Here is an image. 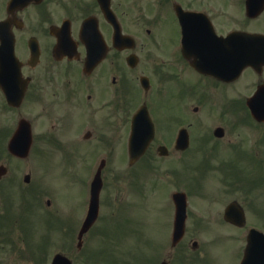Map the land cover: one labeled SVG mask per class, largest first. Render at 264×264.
I'll list each match as a JSON object with an SVG mask.
<instances>
[{"label": "flooded vegetation", "instance_id": "af4514ba", "mask_svg": "<svg viewBox=\"0 0 264 264\" xmlns=\"http://www.w3.org/2000/svg\"><path fill=\"white\" fill-rule=\"evenodd\" d=\"M9 1L4 3L2 0L0 6V20L8 18L7 24H3L0 29V43L12 39L13 54L19 64V75L14 76L11 70H0V74H6L0 77V155L13 159L16 168L12 170L7 161L0 163L6 167V173L0 178V264H9L7 258L10 253L15 252V244L19 243V238L25 242L28 221L33 226L34 219L39 222V233L42 236L40 252L43 261L39 264H52L57 253H65L72 259V252L78 256H73L71 260L72 264H76V259L86 252L88 239L95 226L92 225L81 233L89 211L90 184L99 163L95 164L104 157L107 166L109 157L119 158L125 155L131 122L137 113L144 117L147 112L154 130L152 141L142 158L151 156L152 160L166 159L164 171L167 178L170 176V161L181 160L192 150L193 145L200 155L212 149L231 150L238 146L239 148L234 150L243 151L251 157L255 176L249 183L246 196H242V187L233 183V180H236L234 172L233 179L218 181V190L215 193L217 196L213 200L228 202V205H240L246 224L252 227V223L248 221L257 223L253 226L264 232V65L247 67L238 77L230 78V81L204 75L191 66L192 59L202 58L201 53H198L199 41L196 40L197 34L200 35L198 38H205L207 34L202 24H193V28L188 29L181 46L179 24H163L161 21L145 18L126 22L122 16L125 15L126 5H130L132 0H115V4L114 0H111L110 3L121 34L132 39L124 41V45H127L123 50L113 46L114 30L104 19L96 0H87L82 5L72 4V0H68L74 8L71 14L63 15H57L53 9H46L49 0H42L38 5H16L7 13L6 5ZM195 1L160 0L158 5L173 8L176 3L181 2L185 9H189L193 4L188 5L186 2ZM53 2L58 3L59 0ZM120 10L122 16L119 14ZM84 13L85 17L97 19L91 24L97 25L106 50L102 59L92 64L88 70H85L86 48L78 34L82 22L78 18ZM263 18L264 11L255 19L246 18L245 24L237 22L230 25H212L218 36L237 32L264 35L258 24ZM254 22L256 24H253ZM30 24H34V27ZM169 26L173 36H167V31H164ZM65 27L66 30L62 29ZM190 42L195 44L191 46ZM235 46L237 52L238 44ZM248 47V52L253 49L264 52V43ZM245 49L241 44V50ZM5 91L9 92V96L17 105H10ZM210 92H214L216 97L222 100L218 104L210 103L216 109L213 122L200 116L191 117L201 113L206 105L203 97ZM187 94L191 96L187 97ZM190 98L196 102L190 112L192 115L189 114V108H186ZM223 101L225 104L234 103V111L231 110L230 115L227 114L226 106L221 107ZM174 104L181 108L185 117L169 119L168 115ZM143 108L146 112L141 110ZM212 123L215 124L213 129L210 128ZM141 125L140 132L149 130V124ZM197 127L203 131L204 143L201 147L194 140V130ZM182 129H186L188 137V147L184 150L180 149L182 143L177 145L176 142L180 133L182 141L185 139L186 134L181 132ZM26 145L29 146L27 157L20 158ZM162 146H165L167 151H159ZM163 152L165 156L159 157ZM236 155V151L231 153V160L235 161ZM36 156V166L45 177L50 175L49 168L55 158H59L61 172L70 166L71 158H74L73 172H68L72 174V182L78 184L79 196L70 198L72 201L68 204L67 212L62 214L58 191L46 179L37 181L31 170L27 172L30 176L28 182L23 179L25 175L22 180L14 179L21 176H14L13 172L21 171L22 166L26 168L24 164H28L30 158ZM90 157V161L84 160ZM45 163L49 168L43 166ZM78 165L79 170L75 171ZM117 167L122 168L119 165ZM151 168L157 167L151 165ZM83 172L85 175L81 176ZM216 174L223 177L221 171ZM103 188L102 186L99 197V218ZM175 191H185L188 194L190 190L182 188L172 192ZM237 191L241 195L237 196ZM223 194L225 196H222ZM206 200L207 197L204 201ZM247 200L249 204L245 208ZM73 202L76 204L75 208ZM191 202V197H187L186 211L188 208L190 210ZM226 208L227 205L222 214L217 212L208 215V218L216 221L217 225L232 228L229 232H233L237 241L238 259L235 264H240L247 231L246 228L240 229L223 221ZM167 210L166 235L170 236V251H167L166 257L157 264L163 261L167 264H214L205 259L206 244L200 247L197 241L187 243L188 213L184 235L173 245V201L168 202ZM111 214L114 215L115 212ZM252 218L256 219L252 221ZM200 220L202 221L201 216L195 219L199 233L205 228ZM33 229L35 230V227ZM47 244L54 245L48 252L43 249ZM161 246L162 244L159 248L151 246L152 252H157ZM20 251L21 248H18V252ZM262 256L264 250L256 255L258 258Z\"/></svg>", "mask_w": 264, "mask_h": 264}, {"label": "rangeland", "instance_id": "374dc122", "mask_svg": "<svg viewBox=\"0 0 264 264\" xmlns=\"http://www.w3.org/2000/svg\"><path fill=\"white\" fill-rule=\"evenodd\" d=\"M86 1L72 0V4L82 5ZM129 1L131 2V0ZM141 1L132 0L130 5H126L124 16H122V10L119 11V14H121L126 22L140 20L139 18L157 20L155 18L157 17L159 20L164 21V24H176L172 22L173 18L170 15L171 9L169 8V13L167 6L158 5L160 0ZM56 3L53 0H49L47 4L50 5H46V9H53L57 15L72 13L74 6L68 0H59ZM195 3L198 6L204 7H206V3L211 4L209 14L213 19V23L216 25H230L236 24L237 22L238 24H245L243 0H238L237 3L232 0H196ZM1 4L2 0H0V6ZM213 4L215 8H213ZM258 24L260 30L264 31V18ZM30 26L34 27V24H30ZM164 31H167V36H173L170 26L166 27ZM190 96L191 94H187V97ZM203 99L207 104V108L213 112L216 109L210 103L214 102L215 104L216 102L218 104L222 101L221 98L215 97L211 92L206 94ZM195 104L196 102L192 99L188 102L186 108H189V114H191V109ZM222 106L227 107V114L230 115L231 110L234 111L232 107L235 105L233 102L231 104L230 102L225 104L223 101ZM205 115L207 116V112L204 105L200 114L197 116L192 115L191 117L198 118V116L205 117ZM168 117L169 119H182L185 116L181 108L174 104ZM207 119L205 118V120ZM211 122H213V119ZM211 125L212 127L210 128L213 129L215 124L212 123ZM202 134L203 131L200 127L194 130V140L200 144V147L204 143ZM98 147H102V145H98ZM95 148H97V145H95ZM237 148L239 147L235 146L231 150L212 149L200 155V152L193 145L192 150L187 152L181 160L170 161V176L168 178L166 177L167 179L165 178L166 172L164 171L166 170V165L158 163L155 164L157 167L156 170L150 169L149 171L144 168L137 170V168L135 169L136 165L128 166L127 155H125L124 164L121 162L122 165L118 162V157H109V164L101 172L104 192L101 198L102 207L100 218L88 239L86 252L81 257L82 259H76V264H157L162 261L166 257V252L170 251L168 249L169 239L168 237L165 239V235L167 233L168 221V193L173 188H187L192 191V202L191 206L189 205L190 210L188 208L187 211L189 214V219L186 222V229L188 230L187 243L190 244L192 241H197L200 247L206 244L205 259L208 262H213L214 264H235L238 259L236 249L237 241L231 233H220V231H228L227 228L222 226L217 227L218 223L209 220L208 215L217 212L222 214L224 207L228 203L223 201L215 202L213 200L217 196L215 193L218 190V181L223 179L229 181L233 179L235 176L234 172H236V180H233V183L243 187L248 185L252 181L253 176H255L253 159L243 151L234 150ZM233 150L237 152L235 161L231 160ZM52 160L53 158L50 159V161ZM84 160L88 162L91 160V157ZM6 161L11 165L10 168L12 170L16 168L13 159L9 157L3 158L0 155V163H6ZM71 161L74 162V158H71ZM121 161H123V157ZM72 162L62 172L61 168H59V158H55V162L51 168L45 163L43 166L48 167L50 173L49 176L45 177L36 166L38 163L37 156L31 157L30 162L24 164L26 168L22 166L21 171L13 172L14 176H21L20 178L14 179L22 180L23 175L27 174L28 170L33 172L37 181L46 179L58 191L59 204L61 205L63 214L69 209L68 204L70 200L79 196V193H77L78 184L72 182V174L69 173L70 171L73 172ZM217 162L218 166H216ZM146 164L151 165L150 158L146 160ZM118 165L122 166V168H118ZM78 170L79 165L75 168V171ZM220 171L223 177L216 174V172ZM84 175L85 172L81 174V176ZM137 175H140L141 178L138 179ZM237 193L238 196L240 192L237 191ZM203 195L207 197L206 201H204L206 197ZM222 196H225V194ZM242 196L246 195L242 192ZM73 204L75 208L76 204L74 202ZM248 204L247 200L244 207L246 208ZM112 212H115V214L112 215ZM200 216L202 221L200 220L199 222L203 223L205 228L199 233L196 230L195 219ZM253 219L256 218H252V221ZM33 223L36 231L28 221L29 226H27V233H25V242H22L21 238H19L20 240L18 239L19 243L15 244V252L10 253V256L7 258L9 264H39V262L43 261V255L40 252V239L42 236L39 232L41 228L39 229L38 220L34 219ZM248 223H252V225L257 224L249 221ZM62 240L64 241V237H62ZM161 244L162 246L158 249V253L152 252L151 246L159 248ZM51 246L54 247L53 244L45 245V248H43L44 251L48 252ZM18 248H21L20 252H18ZM89 248H91L94 257L91 262L85 263V259L90 253ZM72 255L78 257L73 252ZM73 256L71 257L72 259Z\"/></svg>", "mask_w": 264, "mask_h": 264}, {"label": "water", "instance_id": "95a60500", "mask_svg": "<svg viewBox=\"0 0 264 264\" xmlns=\"http://www.w3.org/2000/svg\"><path fill=\"white\" fill-rule=\"evenodd\" d=\"M109 1L110 0H99V2L101 4V9H102L103 14H104V17L106 18L107 21L113 23L115 21V19L113 18V15L111 14V12L109 10ZM246 6H247V11L249 13L252 12V9L254 12H255L254 9H257L256 13H259V11H261L263 9L264 3L258 2V3H256V6H253L252 1H251V3H249V1H248ZM177 16H178L181 24H188V22H192V21L196 20L195 19L196 17L193 13L183 12L182 10L177 11ZM201 20L204 21L206 19H201ZM206 22H207V20H206ZM205 24H209V23H205ZM87 25L88 24H85V27L83 26L82 31H81V37H85V39L89 38V40H87V42H85L87 44V54H88L87 65H88V63L90 62V54H89L90 52L89 51H90V48L92 46V44L89 41L91 40L92 32L90 31L89 28H87ZM84 28H85V30H84ZM95 31H96V29H95ZM98 34L99 33L97 32V38L99 39L100 37H98ZM115 34L117 35V40H115V42H116L115 47L118 48V47H121V40L120 39H122V36L120 35V33H118V31H116ZM230 38L231 37H228L227 39H223V40H219V41L217 39H215L214 42H218V43H222V44H230ZM93 46H95V44H93ZM91 53H92V48H91ZM243 64H245V63H243ZM143 149H144L143 147L141 149L138 148V145H137L135 138L132 137V139H131V160L133 161L134 159L138 158L139 155H141ZM1 172H2V169L0 168V173ZM95 187H96V183H95ZM97 187H98V184H97ZM96 202H97V196H94L93 206H94V204L96 205ZM90 214L87 218V224H85V227H88L89 225H91V223L96 218L97 211H96L95 206L92 210H90ZM227 217H229L228 212H227ZM58 260H59V258H58ZM58 260H56V261L58 262ZM64 264H66V262H64Z\"/></svg>", "mask_w": 264, "mask_h": 264}]
</instances>
